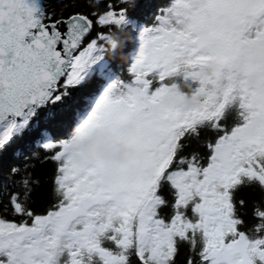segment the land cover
<instances>
[{
	"label": "snow or ice",
	"instance_id": "snow-or-ice-1",
	"mask_svg": "<svg viewBox=\"0 0 264 264\" xmlns=\"http://www.w3.org/2000/svg\"><path fill=\"white\" fill-rule=\"evenodd\" d=\"M87 6L0 0V156L25 134L46 153L0 166V264H264V0H167L150 24L137 0ZM74 128L124 142L126 164L71 158ZM243 187L262 194L251 222Z\"/></svg>",
	"mask_w": 264,
	"mask_h": 264
},
{
	"label": "clouds",
	"instance_id": "clouds-1",
	"mask_svg": "<svg viewBox=\"0 0 264 264\" xmlns=\"http://www.w3.org/2000/svg\"><path fill=\"white\" fill-rule=\"evenodd\" d=\"M225 29L231 27L230 24L223 26ZM198 78L209 79L211 83L207 85V90H219L225 87L227 81L216 75L218 69L215 64L207 65L195 70ZM176 97L175 108L178 112L194 110L198 107L193 100L191 89L186 84H175L170 89ZM134 126L131 122H123L118 127V134L121 136L131 135ZM68 155L80 162L91 164L98 163L102 166L124 165L130 150L124 142H114L113 138L105 131L93 130L86 138L80 139V130L74 128L71 133L67 149Z\"/></svg>",
	"mask_w": 264,
	"mask_h": 264
},
{
	"label": "trees",
	"instance_id": "trees-1",
	"mask_svg": "<svg viewBox=\"0 0 264 264\" xmlns=\"http://www.w3.org/2000/svg\"><path fill=\"white\" fill-rule=\"evenodd\" d=\"M137 2L140 4V7L136 9L134 12H130L132 16L139 17L140 23L144 24H150L152 17L158 12V9L160 7H163L167 0H137ZM46 6L51 9L59 10L62 6L67 5V11H81V12H90L92 9H90L87 6V0H45ZM73 5H79V7H73ZM98 30H106V29H98ZM125 36L128 34L125 33ZM93 36H95V33H93ZM129 49H131V45L128 46V49H123V51L128 52ZM134 52H131V54L126 59H121V57L117 56L116 62H115V68L117 69L118 75H120L124 79L129 78V73L127 71L128 65L131 62V55H134ZM111 59V57H109ZM74 96L80 95L79 90L73 93ZM31 151H39L41 156L46 155V153L36 147L32 143V139L29 138L27 134L19 140H17L8 150L7 153L0 156V166L7 167L10 164H19L23 163V159L25 156L29 154ZM13 152L16 153V158L13 156ZM54 168V165L52 163H46V164H40L36 163L35 169H30V171L33 172L34 176L40 177L44 181H47L49 177L51 176L52 170ZM236 199H243L246 201V209L248 212V216L246 219L251 222V208L253 201L259 200L261 198V192L259 188L256 187H243L240 188L236 192ZM39 196V193H38Z\"/></svg>",
	"mask_w": 264,
	"mask_h": 264
}]
</instances>
